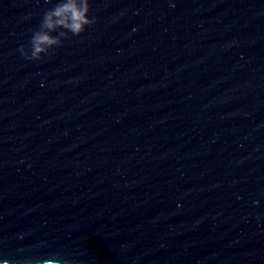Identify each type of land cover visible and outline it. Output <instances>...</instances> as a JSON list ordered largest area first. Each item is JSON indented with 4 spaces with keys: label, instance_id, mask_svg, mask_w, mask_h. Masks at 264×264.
<instances>
[{
    "label": "water",
    "instance_id": "water-1",
    "mask_svg": "<svg viewBox=\"0 0 264 264\" xmlns=\"http://www.w3.org/2000/svg\"><path fill=\"white\" fill-rule=\"evenodd\" d=\"M0 0V264H264V0Z\"/></svg>",
    "mask_w": 264,
    "mask_h": 264
},
{
    "label": "clouds",
    "instance_id": "clouds-1",
    "mask_svg": "<svg viewBox=\"0 0 264 264\" xmlns=\"http://www.w3.org/2000/svg\"><path fill=\"white\" fill-rule=\"evenodd\" d=\"M91 0H55L47 8L38 28L30 37V49L20 45V52L29 60H40L50 55L69 34L79 36L94 23L90 16Z\"/></svg>",
    "mask_w": 264,
    "mask_h": 264
}]
</instances>
